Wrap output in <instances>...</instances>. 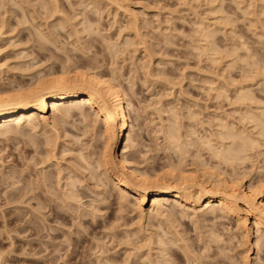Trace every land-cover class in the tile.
<instances>
[{
  "label": "rangeland",
  "instance_id": "obj_1",
  "mask_svg": "<svg viewBox=\"0 0 264 264\" xmlns=\"http://www.w3.org/2000/svg\"><path fill=\"white\" fill-rule=\"evenodd\" d=\"M2 1H4V0H2ZM5 1H6L7 5L5 4L6 6L5 7L3 6L2 8L0 7V10H1L0 13L2 12L1 14H3V10L6 9L7 12L5 10L4 11L7 13V14H5V16L8 18L7 19L8 20L7 21L8 26H7V31L4 35V37L2 39H0V47L5 48V49H3L4 52L0 57V62L6 61V59H7V63L4 64L5 65L4 71L2 73H0V78H2L0 80V85H3V83H4V85H6V84H9L11 82H13V84H11V85H15V84H17V82H19L20 84L21 83L23 84V83H26V81L31 80L32 78L34 79L36 76L38 77L40 70L42 72V73H40V76H41V74L46 73L49 70L54 71L56 73H60V70L63 67H68L67 68V69H69L68 71L72 70V72H74L76 70L87 72L91 68L90 71L91 70L95 71L97 69L96 71L100 72V74L105 76V77H110L111 75L113 77L115 75L114 77H116V76L118 77V78L116 77L115 80L117 79L118 82L122 83L121 86H123L125 88L124 90H126L125 92L128 94V96H126V98L128 97L132 102L131 106H129L130 108L128 107L129 108L128 111L130 114V121H131L130 125H132L131 126L132 127V136H133L132 137L133 138L132 143L138 145V149L140 148L139 152L141 151V153L137 152V156H133V155H136V153L133 152L132 149L130 148L129 150H127L126 154L128 153V155L130 156L129 159L133 158L132 161L135 162V163H133V164H135V166L137 165V167L139 166V168L145 169L146 171L150 172L149 173L150 175H152L151 173L153 171L158 172V171L165 170V168H166V170H168V172L169 171L171 172V170L173 171V173H177V172L180 173L179 171H181V172L184 171V172H186V174L189 173V174L193 175L196 173L195 172L196 170L198 171L202 167L204 168V166H201V162L203 164V161L200 160L204 157L205 158V159L203 158L204 163L205 162L207 163L208 160H209L210 164L212 163V165H209V163L206 164L205 168H207V165L214 167L213 164L215 166L216 165L219 166V164H220V167H218V166L214 167L215 170L217 172L219 170L218 173H220L222 176L226 175L227 172L232 170L231 169L232 167L228 165L231 168H227V170H226V167H224L225 164L222 163V165H223L222 166L221 163H219V161H217V159L215 158L216 161L218 162V164H217L215 159H213L210 156V153H207L208 151L205 153V151L207 149L201 152V149L203 150L206 147L203 148L204 146H200L197 142L195 143V144H198L196 147L194 146L195 144H189V146H187L188 144H186V142H185L183 145L185 147L187 146V149H184V150L190 149V151H191L192 149H195V151L197 150L199 153H201L202 157L199 155V153L197 151H196V155L198 153V156L195 155L194 150L191 152L185 151L186 154L187 153L189 154V155L187 154V158H186V160H188V161H185V159H184V161L179 160V163L181 161V165H180L177 162V159H179V157L181 155L179 156L180 153L177 154L175 152L178 150V147L174 148V146H172V145H171L172 147H169L170 144L167 141V139L165 138V136H163L164 133L162 131L163 128L164 129L166 128V126L169 124V122L171 123L172 116H170V115H172V112H177V114H179L177 116V122L179 123L178 124V128H179L178 132L182 135L183 134L185 135L186 133H188V131L191 128V127L189 128V126H192V128L194 127V131H195L192 136L197 135L196 137H193V138H199V136H201V135L202 136L203 135L209 136L210 134H212V132L214 133L217 130V122H216L217 120L214 117H216V118L217 117H221V118L223 117L224 118L223 120L225 122H230V123L232 122V124L234 123L235 126H233V127L235 129L243 130L245 128L243 130L245 133L249 132L248 134H250L252 136L256 135L254 137L257 138V140H258L257 141V147L256 146L248 147L249 149L252 148L251 150L254 149L252 151V153L254 154V155L252 154L253 158L251 155V151L248 149L247 155L249 158H245L243 160L245 162L242 161V164L243 163H245V164H243L241 166V162H240L241 167H239V164H237L238 165L237 166L234 163L235 166L234 165L233 166L235 169L232 170L234 174L232 172H230L229 174H231V176L228 175V176H225V178L227 177L226 178L227 180L233 179V178H237V179L240 178L242 180V184L244 185L243 187H245L246 185H249V184L251 185L252 182H253V184H252L253 186L257 185L258 182H260V184H262V183L264 184V180H263L264 179V160H263L264 159V151H263L264 150V133L262 136L260 133H258V130H259L258 127L259 126L256 129L255 126L254 127L252 126L254 124L251 121H249L248 119H247L248 121L243 120L245 118H242V115L244 114L245 110L252 111V109H253V111H252L253 113H255V112L260 113L261 110L257 111V108H258V110H259V108L262 110L264 108V80H263L264 78L260 77L261 75L260 76L257 75V73H259V71H260L259 66H262V63L264 64V56L260 58L259 57L260 53L256 54L260 58L259 59V58H256L257 56L255 57V55H254L255 58L254 57L253 58L255 59V62H257L258 60L260 61L261 59L263 61V62L261 61L262 63L259 64V66L256 65L257 69L259 68L258 69L259 71L256 69L255 66H254L255 68H251V70L255 69L254 73H253V71L248 69L249 67L245 68L247 70H250L248 72H249V74L250 73L251 74L249 77H248L249 74L246 75L247 77H243L244 73L242 74V70L239 67V9L237 7H235L234 4H230V0H223V2H222L223 6L222 7L220 6L222 8V10L220 11L218 9V11H216V12L214 11L215 9H213V8H215L217 6V2H215L216 4L212 5L206 0H203V1H206L207 4H209V6L205 2H202V0H200V2H201V3L199 2L200 4L198 3L199 0H196V3L194 1L191 3V5H189L190 7L187 5L185 6V4H183L184 5L183 6L182 3L177 2V0H176V2L174 0H159V2H154V3H152L154 0H141V2H143L144 4L143 3L140 4L141 2H138L139 0H137L138 3H136V0H128V2H126L127 0H119L118 2L116 0L115 3H117V6L115 5V3H112V2L110 3L109 1L106 2V0H103V1H101L102 3L99 2L100 5L96 9L98 12H96L95 8H92V12H93V10H95L94 13H96V14H93L91 12L92 6L90 5L91 6L90 7L89 3H88V2H90V0H83V1H80V0H57L58 10H55L57 8L52 7V6H56L57 4L52 5V6H48V4L46 5V6H48V8H46V7L45 8L48 9V11L50 12L49 14L47 13L48 12L47 10L45 11L43 9V7H39V3H40L39 0H30V1L29 0H26V1L22 0L23 2L24 1L25 2L22 3L21 5H18V6L16 5L15 6L16 8L13 6L14 4L7 2L8 0H5ZM17 1L20 2L21 0H17ZM26 2L28 4L30 2V4L28 5ZM146 2H147V4H146ZM160 2H162V3H160ZM25 3H26V5H24ZM84 3H86V4L88 3L89 7H87V5L85 4L88 9L85 7V5H83ZM177 3L182 5V6H179ZM119 4L121 5L122 8L120 6H119L120 8H118ZM192 5H194V6H192ZM19 6H20V8L22 6H24L23 8L25 10L23 8L22 9L17 8ZM33 6H36V7H34V9H33ZM81 6H83V7H81ZM149 6H151V7H149ZM213 6H215V7H213ZM220 7H217V8H220ZM28 8H30L29 11H28ZM89 8H90V10H89ZM125 8L128 9L129 11H131V10L136 11L137 14L139 12L138 17H139V20L141 21V25L143 23V26H142L139 33H141L143 36L139 33H136L137 36L135 37V32L132 31L131 26L127 22L129 19L128 18L129 13H127L128 10H126ZM60 9L62 10V12L60 11ZM83 9L89 10L87 12L88 14L85 11H83ZM54 10H55V12L57 11V13H55ZM33 11H35L36 13H34ZM59 11H60V13H59ZM74 11H76V12H74ZM82 11L84 12L83 14L86 15V17L84 15H82V17H81L80 14L82 13ZM52 12H53V14H52ZM89 12L92 14H90ZM75 13L78 14V16L81 18H78ZM32 14H33V16H32ZM72 14H73V17H72L73 19L71 20ZM74 14H75V16H74ZM22 15H25V17H22ZM53 15H54V17H53ZM61 15L66 16V17L63 18V16L61 17ZM67 15H69L70 17ZM114 15H115V17H114ZM83 16L89 20V22L87 20V22L91 25V28H89V29H91V30L93 29L92 31L91 30L89 31L90 33L92 32L91 33L92 35L90 34V36H88L89 34L86 33L88 31L84 30L86 32H82L83 28H82V26H80V24L84 25V23L86 21V19ZM216 16L217 17H219V16L227 17L228 22L226 23L225 21H223L225 26L221 22L222 20L220 18H216ZM49 17L50 18L52 17V18L50 19ZM20 18L21 19L26 18L27 20L23 21ZM61 19L62 20L64 19L63 23H61L62 22ZM219 20H221V21H219ZM56 21H59V22H56ZM72 21H73V23H72ZM90 21L94 22L95 26H92ZM200 21H203L204 23L206 22L208 25H210V27H211V28L209 27L210 29H212V28L216 29V31L214 32L212 37L209 38L210 42H211V43L209 42L210 45L208 44L209 46H212L215 49V50H213L215 52L210 51L211 53L210 52L205 53V51H202L200 48H199V50L197 49L199 45L205 43L204 40H201L202 37L200 35H199V37L197 36L199 34V32L196 30V27L198 25L196 23H199ZM57 23H61L62 25L61 24L59 25ZM219 23H222V24H219ZM57 25L59 27H57ZM70 25H72V26H70ZM73 25H75V26H73ZM194 25H196V26H194ZM221 25H223V26H221ZM60 26H64V27L60 28ZM49 27H51V28H49ZM53 27H54V29H53ZM76 28H77V30H76ZM74 29L76 30V34H77V32H81L79 34V37L77 36V38H79V40L77 38H75L76 35L74 33V31H75ZM118 29L119 30L121 29L119 31V33H118ZM38 36H39V38H38ZM41 37H43V38L51 37V38L43 40V38H41ZM52 37H53L54 42H52L53 40H51ZM82 37L85 39L86 42L87 41H89V42L86 43V42L82 41V40H84ZM129 37L131 39V42H132L131 44L133 46H130L131 44L125 43L126 39L130 40ZM138 37H140V38H138ZM80 38H82V39H80ZM39 39H41V40H39ZM75 39L79 43H81V45H79V43L76 44V42L74 44L72 42V40L74 41ZM249 39H251V38H249ZM45 40H48V41L46 42ZM55 40H56V42H55ZM122 40H123V42H122ZM251 40H249V41L253 42V44H254L255 42L253 40L252 41ZM83 42L85 43V45L86 44L87 45L84 46ZM71 44H73V45H71ZM113 44L114 45L117 44L115 46L114 50H113V47H114ZM123 44H126V46L128 48L125 46V48H126L125 49L124 46H122ZM145 44L147 46H145ZM70 45H71V47H70ZM82 45L84 48L85 47L86 48L84 49L83 47H81ZM89 45H92V46L88 47ZM106 45H108V46L110 45L109 47H111V48L107 47ZM151 46L153 49L151 48ZM145 47H147L146 48L147 50L145 49ZM58 48H60V50ZM81 48H83L85 51H82L83 49H81ZM107 48H109V49H107ZM117 48H118V51H116ZM61 49H62V51H61ZM119 49L121 51H119ZM63 50L66 52L64 53ZM149 50L150 51L152 50V52H150ZM112 51H113V53H112ZM147 51L150 53V57H149V55H148L149 53ZM82 54H85V55L83 56ZM210 54L213 55V57H210L211 56ZM21 56H22V58H20ZM260 56H262V55L260 54ZM211 58H212V60H210ZM149 59L151 60L152 63H150ZM256 59H258V60L256 61ZM65 60L68 63H66ZM68 60H70L71 62H69ZM148 60H149V62H148ZM95 61H96V63H95ZM97 61H98V63H97ZM145 61H146V63H145ZM16 64H17V66H16ZM257 64H258V62H257ZM7 65L10 67H8ZM70 66L71 67L74 66V67L71 68ZM143 67L145 69L147 68L148 70H150L151 73L155 72V75L157 77H159V76L163 77L165 79V81H162V80H164L163 78H162V80L156 78L154 74L152 75L154 77H152V76L148 77V74L146 72H144L145 69ZM151 68L153 69L152 71H151ZM261 68H263L260 71L262 73V70L264 71V65ZM147 69H146V71H147ZM27 70H29V73ZM239 73H240V75H239ZM254 74H256V75H254ZM254 76L256 77V79L250 81L249 78L250 77L254 78ZM146 77H148L149 80L146 79ZM151 77L156 79V80H154L155 82L152 81ZM246 78H248V79H246ZM240 79H242V80H240ZM126 80H128V82ZM161 82L163 83V85H160ZM247 84L250 87L247 86ZM240 85L241 86H247L249 91L252 92V93H250V95L252 97L251 99L243 100V102L236 99V95H237L236 91ZM257 86H259V87H257ZM128 88H129V90H128ZM218 91H222V93H225V94L217 95L219 93ZM236 101H238V102H236ZM262 104H263V107H262ZM245 105H246V107H245ZM258 105H259V107H258ZM191 110H193V111H191ZM186 111L187 112L190 111V112H194V113L198 112L197 113L198 115L195 114V116L193 117L195 119H191V118L188 119L190 112L187 113ZM186 113H187V117L185 116ZM169 117H171V118H169ZM263 117H264L263 115L260 117L261 120H263L262 119ZM166 120H167V122H166ZM77 122L78 121L72 120V121L58 127V128H60V130L64 129V130H62L63 132L60 131V132H62V134L60 137L61 139H59V142H58L59 146H60L59 147L60 149L58 150L59 152L57 154L58 156L56 158V160L57 159L58 160L56 161L53 158L50 159L51 163H49L48 166H47L48 163L47 164L45 163L46 165H43V167H42V165L40 166L39 161L41 160V156L38 153L36 154V152L34 151L35 147L31 143H29V141H28L29 137L27 136L28 134H30L29 132H27L28 134L23 135V137L21 136V134L20 135L16 134V135H9L11 137H8V138L2 137L0 139V264H152V263L158 264L159 263L158 260H160L159 257H161V256H159V254H157L155 252L156 250H154L157 248V245H156V247H155V245H152V246L150 245L151 249H149V250H153V251L147 250L149 247L148 248L144 247V249H141V247H143V246H140V245H144L143 242L147 237L146 235L153 234L154 231H155V233L153 234L154 236L161 234V233L163 234L164 233L163 230L167 227V226L165 227V225H166V223L168 224V222H166V220L165 221L162 219L160 220L161 225L159 226V229H161L162 227L164 228V229H161L162 231L160 232L157 228L158 227L157 225L160 223L159 219L158 220L154 219V218H150V220L149 219H146V220L143 219V220H141L143 224L140 222L138 224V221H139L137 219L138 214H136V213H138L137 212L138 209H137V206L132 205L133 200L129 201V202H131V205H130V203L129 204L125 203L126 207L124 205L122 207L123 209L119 208L117 206V202H116L117 199L116 198L114 199L113 197L107 198L103 202L101 201L100 203L97 201L99 204L97 202L93 201V199H95V198L99 199L100 196H102L104 192H105L104 193L105 196H106V194L108 196L109 192L113 193V195L115 197L117 196V194L115 193L114 190L112 191L113 188L110 184H107V186L104 189L101 187L102 186L101 184L100 185L97 184V185H99V189H101L103 191V193L101 195L98 192V187L97 188L95 187L96 186L95 183H97V181L94 178L89 179L90 176L87 177L88 171L90 172V170L93 168L94 164H95L94 166H96V163L92 162V160H99L101 158V152H102L101 148H102L103 144H102L100 139H98V138L95 139L90 133L85 132L84 128H82L83 124L78 123V125H76ZM250 122L252 124H250ZM161 123H163V124H161ZM179 125H181L182 127ZM238 127H239V129H238ZM251 127H253V130H251L252 129ZM160 128L162 130H160ZM37 129H39V127ZM81 129H83V130H81ZM28 131H30L31 133L33 132L31 130H28ZM34 131H35V133H37V134H34L35 136H37L38 138L41 137L40 139H43V135H41L39 137V133H40L39 130H34ZM40 131H42V130H40ZM54 132L55 131L52 129V131L49 133L52 136L53 134L56 133V132L55 133ZM63 134H64V136H63ZM257 135H258V137H257ZM211 136H213V137H211ZM72 137H75L74 138L75 140ZM76 137L81 138V140L77 139ZM209 137L211 139H213L212 142L215 143L217 141V140H215V136L213 134L210 135ZM76 139H77V141H76ZM186 139H187V137H186ZM188 139H189V136H188ZM91 140H93V141H91ZM184 146L181 147V149L185 148ZM63 149H65L64 150L65 153L61 152ZM257 149L259 150V152L257 151ZM67 150H68V153H67ZM70 150L73 152L71 153ZM78 150H80L79 154L76 153V152H78ZM172 150H174V152L179 157H177V155L174 154V152H172ZM112 151L115 152V149H112ZM177 152H180V151L178 150ZM260 152L261 153L263 152V154L261 155ZM61 153H63V154H61ZM91 153H92V155H91ZM191 153H194V155L196 156L195 160L201 161L200 163H198L199 161L198 162L196 161V163H198V165H200L199 168H198V165L196 167L195 160L193 159V155ZM204 153L209 154V155H202ZM80 154H82V156H84L83 159L79 158L80 156H78V155H80ZM184 154L182 152V155H184ZM140 155H141V157H140ZM74 156H76V157H74ZM90 156H92L93 159ZM184 156H182V160H183V158L186 157V156L185 157ZM189 156H191L190 157L191 159L188 158ZM29 157H30V159H29ZM39 157H40V160H38ZM197 157H201V158L199 159ZM31 158H33V159L31 160ZM75 158L76 159L79 158L78 160L81 162V164H80V162H77L78 160H76ZM84 158H86L89 162L91 160V162L94 163V164L91 163L92 168L89 165V167L91 169L86 164V160ZM250 158H252V159H250ZM180 159H181V157H180ZM81 160H85L86 165L84 163H82ZM213 160L215 162H212ZM248 160H251V161L249 162ZM37 161H38V163H37ZM71 162H73L74 164L77 162L79 165L83 164V166L86 169H87V167L89 169L88 171H86L87 175L84 172H82L84 167H82L83 169L81 168L82 170L80 169L81 173L85 174L84 176H82L83 179H85V181L83 180L84 184H82V185L85 187H83L82 185H81L82 186L81 187L80 184H79V186L81 187L80 189L82 190V192H85L88 189V192L87 193L85 192V193H86V196L88 195L89 199L85 196V198H82V200H81L82 203H84V207L87 205V203H90V202H92L93 204L94 203L98 204V205L95 204L98 207L100 206L98 208L100 210L99 211L100 214L98 213V210L97 211L95 210L97 212V214L95 213L97 217L94 216V218L92 217L93 219L91 218L92 214L91 215L89 214L88 216L86 215L87 217L84 216V218H83V216H82V219L78 220L77 219V218H79V217H77L78 215L76 213H73V211H71V213L70 212L69 213L68 212L62 213L57 208H55V210L60 211L59 213L62 215L55 217L54 215L49 214L50 212H48L47 209H45V210L42 209L43 210L42 211L39 207H37L38 206L37 205L38 198H33V195H34L33 193H35V194H38V196H41L42 198L43 197L45 198L47 196L46 198L47 199L49 198V201L53 202L54 204H57V201H55L56 199L54 198L56 196L54 193L57 190V187L55 185V181H51L53 184L50 185L53 188L56 187L55 189L52 188L53 189L52 190L49 188V190H48L46 188V190L50 191V193L49 192H47V193H49V194L52 193L54 195L53 196L51 194L52 197L50 195L46 194V190H44L45 187L43 188V186H42L43 192H42V189L39 190L37 184L40 183L39 180L42 181V178L44 179V177H46L49 174V172L53 173L56 176V173H57L59 168L62 171H64V173H62V174H65V175L70 173L68 171H69V169H71L70 168L71 166H72V169L70 171L73 170V166H74V168H78L77 163H76L77 165L76 164L74 165V164H71ZM148 162H149V164H148ZM188 162H190V164ZM182 163L185 165H182ZM186 163H188V164H186ZM192 163H193V165H191ZM68 164H70V166ZM186 165H187V168H186ZM67 166L69 167V169L67 168ZM177 166H178L179 171L177 169ZM192 166H194V168H192ZM236 166L239 168H237ZM245 166H246V169H244ZM179 167H181V169ZM183 167H185V169L187 171L185 169H183ZM222 167H223V169L225 168L224 170L226 172L224 170H222ZM66 168L68 170L67 172H65ZM174 168H176V171H174L175 170ZM241 168H242V171L244 169V172L241 171ZM43 169H45V170L43 171ZM209 169L213 170V168H209ZM238 169L242 173L247 172V173H245L247 175L245 176L244 174H242V175H244V176H242L241 172H239ZM220 170H221V172H224L225 174L224 173L222 174L220 172ZM256 170H258V171H256ZM46 172H47V174H46ZM97 172H100V168H99V170H97ZM162 172H164V171H162ZM236 172H239L238 176H236V174H237ZM42 173L45 174L46 176L44 175V177H41V176H43ZM54 175H52L53 177L51 178V180L52 179L56 180ZM233 175H235L236 177L235 176L233 177ZM240 175H241V177H240ZM229 177H231V178H229ZM242 177H246V178H242ZM36 180H37V182H36ZM92 180H94V184L92 183L93 182ZM257 180H259V181H257ZM26 182L30 183L31 185L26 183ZM88 182L90 183L89 185H88ZM36 185H37V187H35ZM92 185H93V187H92ZM34 187L36 188V190ZM94 187L96 188V190L94 189ZM30 188H31V190H30ZM33 188H34V191H32ZM82 188L83 189L85 188V190H83ZM106 188L109 189L110 191L107 190ZM25 189H26L27 193L24 192ZM92 189L95 192L91 194V192H93ZM29 190H30V193H29ZM44 191H45V193H44ZM53 191H54V193H53ZM107 191H109V192L106 193ZM20 193L22 194L23 197L21 196ZM24 193H25V195H24ZM85 193H83V195H85ZM96 193H98V194H96ZM27 195L29 196V198L31 196V198L29 200H27L28 199ZM91 195L94 196V198H92ZM95 195H97V197H95ZM18 196H20L21 198L15 199V197H18ZM24 197H25V200H24ZM130 197L131 196H129V198ZM20 199L24 200V202L22 201V203H21ZM131 199L132 198H130V200ZM85 202H86V205H85ZM149 205H150V203L146 204L145 207L147 208V207H149ZM30 207L32 209L35 207V210L37 208L38 215H37V211H31ZM134 208H136V209H134ZM87 209H89V208H87ZM39 210H40V212H39ZM95 211H93V213ZM34 212H36V213H34ZM189 212L190 213L192 212L191 214H193L192 210ZM196 212L200 213V209L197 210ZM39 214H41L40 215L41 217L39 216ZM71 214L72 215L75 214V217H73L74 215L72 216ZM118 217H120V218H118ZM185 219H186L185 225H183L184 223H179V221H178V224H176L177 221H175V224L174 223L173 224L176 227L178 225V228H176V229L180 228L179 229L180 232L183 231L184 228L186 230L188 227V229H187L188 232H186L187 234L184 233V231L182 234H186L184 236V238H185L186 242L188 244H190L189 241H191L193 238L197 237V235L194 234L196 232L193 231L194 224L192 222H194V221L196 222V220L199 218L197 217V219H196L195 216L193 217L191 215L188 219L187 218H185ZM249 219L247 220V223L251 224L252 219L250 216H249ZM86 220H87V222H85ZM191 220H192V222H191ZM199 220L201 222V220H203V219L201 218ZM199 220H197V221H199ZM82 221H84V223ZM185 221H180V222H185ZM226 221H227V223H226ZM232 221L235 222L232 219H229V220L227 219L224 222H225V224H228L229 226H234V223ZM80 222L83 223L81 225V227H79ZM163 222H165V223H163ZM200 222H198L197 225L201 226L202 230H203L207 225L205 226L202 224L203 225L202 226L200 224L203 221L201 223ZM179 224H181V225H179ZM205 224H207V222ZM138 225L141 228H138L137 227ZM182 225L183 226L187 225V227H183V229H181ZM47 226L50 228H48ZM191 226L193 229L191 228ZM142 228L148 234L146 232H144L142 230ZM69 229H71V230H69ZM137 229H138V231H137ZM132 230L133 231L136 230V234L138 236V237L137 236L136 237L140 238L141 240L135 239V240H137V241H135L133 239V238H135L134 236L136 234H134V236H133L130 233ZM156 230L159 231L158 234H157ZM166 230H167V228H166ZM124 231H126L129 235H127V233ZM133 231H132V233H133ZM190 232L192 234H190ZM257 232H254L255 234H253L254 237L252 236V239H254L258 236L259 232L258 233ZM256 233H257V235H256ZM112 234L114 235L113 238H112ZM140 234H144V236H145V237H143V239L145 238L144 240L142 239L143 235H140ZM125 235H127V236L124 238L123 236H125ZM187 235L189 236V241L187 240L188 239ZM191 235H193L195 237L192 238ZM130 236H132V238ZM122 238H124L125 241ZM163 238L165 240L166 237L163 236ZM197 238L194 239L193 243L191 241V243L192 244L195 243L196 245H199V247H200L201 242L199 239L196 240ZM69 239H71V240H69ZM128 239H132L133 242L131 240L129 241L131 245L128 243ZM110 240H112V241H110ZM126 240H127V242H126ZM196 242L197 243L199 242L200 244L199 243L197 244ZM127 243L129 245H127ZM145 244H147L146 240H145ZM195 244H194V246H192L193 248L196 247ZM101 245L104 248L108 249L107 251H105L106 250L105 249L104 250L105 254L103 252L102 255H100L101 254L100 248L101 249L103 248ZM172 245L173 244L168 245V248L170 249V247H171V249H172ZM144 246H147V245H144ZM173 247H176V245L175 246L173 245ZM136 248H140V251L137 252L138 249L135 250ZM177 249L178 248L176 247L175 250H177ZM177 251H179V249ZM235 251L233 250L232 253L230 251V255L233 253L235 254ZM251 253L252 254H250V257H255L254 256L255 250H252ZM149 254H150V256H149ZM167 254L166 255L168 257L169 253H167ZM98 255H100V256H98ZM156 255L159 257H157ZM174 255L175 254L171 255L172 256L171 262H174L176 260L177 261V262L175 261L176 264L177 263L181 264L183 261H185L183 263L187 264L186 259L182 258L183 256H181V258H180L177 255L176 256H174ZM202 255H204V253ZM96 256H98L99 260H97ZM129 256H131V257H129ZM99 257H101L102 259ZM103 257H105V259L106 258H108V259H106V261H104L105 259H103ZM154 258H155V260H154ZM168 258H171V257H168ZM180 259H181V261L183 259L184 260L182 262H180ZM208 259L209 258H206V259L201 258V261H205ZM154 261H156V262H154ZM128 262H130V263H128ZM175 262H174V264H175Z\"/></svg>",
  "mask_w": 264,
  "mask_h": 264
},
{
  "label": "bare ground",
  "instance_id": "obj_2",
  "mask_svg": "<svg viewBox=\"0 0 264 264\" xmlns=\"http://www.w3.org/2000/svg\"><path fill=\"white\" fill-rule=\"evenodd\" d=\"M21 1L18 2L17 0H8L7 2L14 4L13 6L15 7L16 5L17 6L21 5L26 0L24 2L23 1L21 2ZM41 1L39 0L40 3L38 2L39 3V7H43V9L45 11L46 10L48 11V9H46V8H48V6H52V5H56L57 4V0H41ZM80 1H83V0H80ZM101 1H103V0H90V2L87 1L89 3V6L90 5L92 6V7L90 6L91 7V12H92V8H95V10L98 8V6L100 5L99 2H101ZM108 1L110 3L111 2L112 3L116 2V0H106V2H108ZM118 1L119 0H117V2ZM174 1L176 2V0H174ZM194 1L196 3V0H177V2L182 3V5L185 4V6L186 5L187 6L191 5V3L194 2ZM206 1H208L212 5L216 4L215 2H217V6L216 7L213 6L215 8L212 7L213 9H215L214 10L215 12L218 11V9L220 11L222 10L221 7L223 6V4H222L223 0H206ZM206 1L202 0V2H205L207 4ZM126 2H128V0ZM138 2H141V0H139ZM138 2L136 0V3H138ZM154 2H159V0H154L152 3H154ZM199 2H200V0L198 1V3ZM26 3L24 5H26ZM88 3L87 4L84 3L83 5L86 4L87 7H89ZM142 3L143 2H141L140 4H142ZM160 3H162V2H160ZM5 4L7 5L5 0L4 1L0 0V7L1 8L3 6L5 7L6 6ZM29 4H30V2H29ZM47 4H48V6H46ZM146 4H147V2H146ZM230 4H234L235 7H237L239 9V67L242 70V74L244 73L243 77H247L246 75L249 74L248 71H250L251 68H255L256 67V69H257L256 65L259 66V64H261L263 62L262 59L260 61L258 59H256V61L258 60L257 61L258 64H257V62H255L254 58L256 56H257L256 58H259V57L261 58V57L264 56V0H230ZM86 5H85V7H86ZM115 5L117 6V3H115ZM178 5L182 6L180 4H178ZM194 5H192V6H194ZM207 5L209 6V4H207ZM119 6L121 7L120 4L118 5V8H120ZM23 7L24 6H22L20 8V6H19L17 8L22 9ZM34 7H36V6H33V9H34ZM52 7L57 8L58 4L56 6H52ZM81 7H83V6H81ZM149 7H151V6H149ZM217 7H220V8H217ZM29 9L30 8H28V11H29ZM4 10L6 11V9H4ZM4 10H3V14H1L2 12L0 13V39H2L4 37V35H5L6 31H7V26H8L7 25L8 24L7 23V21H8L7 19L8 18L5 16V14H7L6 13L7 11L5 12ZM55 10H58V8L55 9ZM55 10H54V12H55ZM86 10L83 9V11H85L87 13L90 10V8H89V10H87V11ZM95 10H93V12H92L93 14H96V13H94ZM126 10H128V9H126ZM60 11L62 12L61 9H60ZM60 11H59V13H60ZM83 11L80 14L81 17H82V15H84ZM128 11H127V13H129L128 14V18L129 19H128L127 22L131 26L132 31L135 32V37H136L137 36L136 33L140 32V30H141V28L143 26V23L141 25V21L139 20V17H138L139 12L137 14L136 11H133V10H131L129 12ZM33 12L36 13L35 11H33ZM74 12H76V11H74ZM96 12H98V11L96 10ZM47 13L49 14L50 12L48 11ZM55 13H57V11ZM92 13H90V14H92ZM52 14H53V12H52ZM75 14H74V16H75ZM76 15H77L78 18H81V17L78 16V14H76ZM32 16H33V14H32ZM62 16L63 15H61V17ZM67 16H69V15H67ZM84 16L86 17V15H84ZM22 17H25V15H22ZM53 17H54V15H53ZM64 17H66V16H63V18ZM72 17H73V14L71 16V20L73 19ZM114 17H115V15H114ZM26 18H23V19L20 18V19L23 20V21H26L27 20ZM216 18H220L222 21L221 20H219V21H221L223 23V25H224L223 21H225L226 23L228 22L227 17H222V16L217 17L216 16ZM63 20L61 19L62 22L60 20L59 21L61 23H63ZM87 20L88 19H86L85 23L87 22ZM59 21H56V22H59ZM73 21H72V23H73ZM88 22H89V20H88ZM88 22L86 24L84 23V25L80 24V26H82V28H83V30L81 29L82 32L88 31L86 33H88L89 34L88 36H90V34L92 32L91 33L89 32L91 30V29H89V28H91V25ZM90 22H91L92 26H95L94 22H92V21H90ZM61 23H57V24L60 25ZM205 23L203 21H200L199 23H196V24H198L197 27H196V30L199 32V34L198 35L196 34V35L198 37L200 35L202 37L201 40L205 41V43L199 45L198 48L197 47L196 48L198 50L200 48L202 51H205V53H209L210 51L215 50L212 46H209L210 45L209 44V42H210L209 38L212 37V35L216 31V29H214V28L210 29L211 28L210 25H208L207 23L205 24ZM222 23H219V24H222ZM223 25H221V26H223ZM70 26H72V25H70ZM73 26H75V25H73ZM194 26H196V25H194ZM57 27H59V26L57 25ZM61 27H64V26H60V28ZM49 28H51V27H49ZM53 29H54V27H53ZM76 30H77V28H76ZM76 30L74 31V33L76 35L75 38H77V36L79 37V34L81 33V32H77V34H78L77 35L76 34ZM84 30H86V31H84ZM120 30L118 29V33H119ZM139 34H141V33H139ZM38 38H39V36H38ZM41 38H43V37H41ZM48 38L50 39L51 37H48ZM48 38L47 37L43 38V40L44 39H48ZM82 38H80V39H82ZM138 38H140V37H138ZM249 38H251L256 44L255 43L253 44V42H250L249 40H251V39H249ZM77 39L79 40V38H77ZM129 39H130V37H129ZM39 40H41V39H39ZM51 40H53V37H52ZM45 41L47 42L48 40H45ZM82 41L86 42L85 39L82 40ZM52 42H54V40ZM55 42H56V40H55ZM72 42L74 44H75V42H76V44L79 43L76 39L74 41L72 40ZM88 42L89 41H87L86 43H88ZM122 42H123V40H122ZM125 43L126 44H131L132 43L131 39L130 40L126 39ZM117 44H115V45L113 44L114 45L113 50L115 49V46ZM126 44H123L122 46H124V48H125ZM71 45H73V44H71ZM71 45H70V47H71ZM79 45H81V43H79ZM86 45L84 43V46H86ZM90 46H92V45H89L88 47H90ZM106 46L109 47L110 45L109 46L106 45ZM130 46H133V45L131 44ZM145 46H147V45L145 44ZM81 47H83V45ZM83 48H81V49H83ZM109 48H111V47H109ZM109 48H107V49H109ZM146 48L147 47H145V49ZM151 48H152V46H151ZM3 49H5V48H1L0 47V57L3 54V52H4ZM58 49L60 50V48H58ZM84 49L82 51H85ZM61 51H62V49H61ZM116 51H118V48L116 49ZM119 51H121V50L119 49ZM65 52L66 51H64V53ZM150 52H152V50ZM213 52H215V51H213ZM112 53H113V51H112ZM259 53L262 56H260ZM256 54H259V57ZM82 55L84 56L85 54H82ZM148 55L150 57V53ZM254 55H255V57H254ZM210 57H213V55H211ZM20 58H22V56ZM149 60H148V62H149ZM210 60H212V58ZM68 61L71 62L70 60H68ZM146 61H145V63H146ZM3 62H0V73H2L4 71V68H5L4 64L7 63V59H6V61H3ZM66 63H68V62L66 61ZM95 63H96V61H95ZM97 63H98V61H97ZM150 63H152L151 60H150ZM263 65L264 64L262 63V66H259L260 69L259 68L258 69L260 71H261V69H263V68H261V67H263ZM16 66H17V64H16ZM8 67H10V66H8ZM72 67H74V66H72ZM67 68L68 67L61 68L60 73H56V72L51 71V70L48 69L49 71L48 72L45 71L46 73L41 74V76H40V73H42V72L40 70L39 75L36 73L38 75V77L35 75L36 77L34 79L32 78L31 80L26 81V83H23V84L21 83L20 84L19 82H17V84L11 85V84H13V82L9 83L10 81L8 80L9 84L4 85V83H3V85H0V139L2 137L3 138H5V137L8 138V137H11L9 135H16V134H19V135L21 134V136L23 137V135H26V134H28L27 132H29L30 134L27 135L29 137L28 141H29V143H31L35 147L34 151L36 152V154L38 153L41 156V160H40V157H39V159L37 158L38 160H40L39 161L40 162V166L42 165V167H43V165H46L47 163H48L47 164V166H48L49 163H51L50 159H52V158L56 160V158L58 156L57 154L59 152L58 150L60 149L59 148L60 146H59L58 142H59V139H61L60 137H61V134L63 132L62 130H64V129L60 130V128H58V127L62 126L63 124H66V123H68V122H70L72 120L78 121L76 123V125H78V123L79 124H83L82 128H84V131L87 132V133H90L95 139L96 138L100 139L102 144H103V146L101 148L102 149L101 158L99 160H92V162L96 163V166H94L95 164L92 163L91 160L89 162L86 158H84L86 160V164L88 165V167L90 165V167L92 168L91 163L94 164L93 168H92L93 170L89 167L91 169L90 172L88 171L89 170L88 167L86 169L83 166V164L79 165L77 163V162H80L78 160L79 158L83 159V157H84V156H82V154H80V155H78V156H80L78 159L75 158L76 160H78L76 162L78 165L75 163L78 168H74V166H73V170L70 171L72 169V166L70 167L71 169H69V167L67 166L69 171L67 170V168L65 169L66 170L65 172H67V171L70 172L69 174H66V175L62 174V173H64V171H62L60 168L58 169V171L56 173V176L53 173H50V172H49V174L47 176L42 173L43 176H41V177H44V175L46 177H44V179L42 178V181L39 180L40 183L37 184L38 188H39V190L42 189V192H43V188L44 187H45L44 190H46V188L48 190H49V188L52 189L53 187H51L50 185H52L53 183L51 181H55V185L57 187V190H56L55 193L53 191V193L56 195L54 198L56 199L55 201H57V204H54L53 202L49 201V198L48 199L46 198L47 196L45 198L44 197L42 198L41 196H38V194L33 193L34 194L33 198H38V202H37L38 206L37 207H39L41 210L42 209H44V210L47 209V211L50 212L49 214H52L55 217L62 215V214L59 213L60 211L62 213H67V212L71 213V211H73V213H76L78 215V216L77 215L76 216L79 217V218H77L79 220V219H82V216L84 218V216L87 217L89 214L90 215L92 214L91 218L92 217L94 218V216H96V214H97L96 211L98 210V213L100 211L98 209L100 206L98 207L96 205H98L101 201L103 202L107 198H110V197H113L114 199L116 198L117 199L116 200L117 206L119 208H122L125 205V203H128V204L130 203V205H131V202H129V201L133 200L132 201L133 202L132 205L133 206H137V209H138V211L136 210L138 212V213H136V214H138L137 215L138 216L137 219L139 220L138 224H139V222L142 223L141 220H143V219H145V220L146 219L150 220V218H154V219H157V220L159 219L160 223L157 225L158 226L157 228L161 232L162 231L161 229H164V228L161 226L162 228L160 227L161 229H159V226L161 225V221L160 220L162 219V220H164V221L166 220V222H168V224L166 223V225H165V227L167 226L166 227L167 230L165 228L163 230L164 233L163 234L161 233L162 235L158 234L159 231H157V230L156 231H157L158 235H155V236L153 235L155 233V231H154L153 234H148L142 228V230L148 234V235H146L147 236L146 239L144 238L146 240L147 244H145V240L143 239V237H145L144 234H140V235H143L142 239L144 240V242H143L144 245H147V246L140 245V246H143V247H141V249H144V247H147V248L149 247L148 249L146 248L147 250H149V249H151L150 245L151 246L155 245V247L157 245V248L154 249V250H156L155 252L157 254H159V256H161V257H159V256L156 255L157 257L160 258V260H158V262L160 264H174V262L176 261L175 259H174L175 260L174 262H171V259H172L171 255H173V254H175L174 256L177 255L180 258H181V256H183L182 258L186 259L187 264H193V263L194 264H258V263L259 264H264V184L262 183L263 181L261 182L262 184H260V182H258L257 185H254V186L252 185L253 182L251 181L252 182L251 185L249 184L250 183L249 182L248 183L249 185H246L245 187H243L244 185L242 184V180L240 178H238V179L237 178H233L235 175H233V177H232L233 179H229L230 181L226 179L227 177L225 178V176H228V175L231 176V174H229V173L230 172L233 173L232 170L235 169L234 168L235 165L239 164V167H241L243 164H245V163L242 164V161L245 158H249L248 155H247V150L249 149L248 147H252V146H256L257 147V141L258 140H257V138L254 137L256 135L252 136V135L248 134L249 132L245 133L243 131L245 128L243 130L235 129L233 127V126H235V124L234 123L232 124V122L231 123L230 122H225L223 120L224 119L223 117L222 118L221 117H217V118L214 117L217 120L216 121L217 122V130L215 129L216 131L214 133L212 132V134L215 136V140H217L215 143L212 142L213 139H211L209 137L212 134H210L209 136L208 135L207 136H204V135L202 136L201 135V136H199V138H193V137H196L197 135L196 136H192L193 133L195 132L194 131V127L192 128V126H189V128L190 127L191 128L188 131V133H186L185 135L183 134L185 136L184 137L182 134H180L178 132L179 131L178 130L179 129L178 128V124L179 123L177 122V116L179 114H177V112H172V115H170V116H172L171 123L169 122V124L167 126L165 125L166 126L165 129L163 128L164 127L163 126L162 127L163 130L161 128H160V130L163 131V133H164L163 136H165V138L169 142V144H170L169 147H172V146H174V148L178 147V150L180 152H177L178 150L175 151V152L177 154L180 153L179 156L181 155L180 156L181 159L174 152V150H172V152H174V154H176L177 157H179V159H177L178 163H179V160L184 161V159H185V161H188V160H186L188 153L186 154L185 151L186 152L187 151L191 152L193 150L195 151V149H192L191 151H190V149H188V150H184V149H187V146H189V144H195L197 142L200 146H204L203 148L206 147L203 150L201 149V152L207 149L205 151V153L208 151L207 153H210V156L213 159L216 158L217 161H219V163H221V165H222V163L225 164L224 167H226V170H227V168H231V167H232L231 168L232 170L227 172L226 175L222 176L220 173H218L219 170L217 172L215 170V168H214V167H216L218 165L215 166L213 164L214 167L209 166V165H212V163L210 164L208 159H207L208 162L204 163V160H203L204 157L202 159H200L202 157L201 153H199L196 150L199 153V155L201 156V157H197V158L202 160L204 165L202 164V162L200 160H198L199 162L197 160H195V157L198 156V153L196 155V151H195V155L196 156L194 155V153H191L193 155V159L195 160V163H196V161L198 163L201 162V166H204V168L202 167L198 171L196 170L195 174L192 175V174H189V173L186 174V172H184V171L181 172V171H179L178 166H177V169H178V171L180 173H178V172L177 173H173L172 170H171V172L170 171L168 172V170H166V168H165L166 171L161 169L164 172H162V171H158V172L153 171L151 173L152 175H150L149 174L150 172L146 171L145 169L139 168V166L137 167V165L135 166V164H133L135 162L132 161L133 158L132 159L130 158L131 159L130 160L129 159L130 156L128 155V153L126 154L127 150H129L131 148L132 151L136 153V155H133V156H137V152H139L140 148L138 149V145L132 143V141H133V138H132L133 137L132 136V127H131L132 125H130L131 121H130V114H129V111H128L129 108H130L129 106H131L132 102H131V100L128 97H127L128 99L126 98V96H128V94L125 92L126 91V90H124L125 88L123 86H121L122 83L118 82L117 79L115 80V78L117 76L114 77L115 75L113 74L114 75L113 77H112V75L110 77H105V76L101 75L100 72H97L96 71L97 69L95 71H93V70L90 71L91 68L89 70L87 69L88 70L87 72L86 71L85 72L77 71L76 69H75L76 71L72 72V70L68 71L69 69H67ZM245 68H248L250 70H247ZM146 69H145L144 72H146L148 74V77L152 76L153 74L155 75V72L151 73L150 70L147 69V71H146ZM152 70L153 69L151 68V71ZM254 70H251V71H253V73H254L255 72ZM27 71L29 73V70H27ZM260 71H259V73H257V75L258 76L261 75L260 77L264 78V73H263L264 71L262 70V73ZM240 73H239V75H240ZM250 74L248 75V77L250 76ZM254 75H256V74H254ZM148 77H146V79H148ZM152 77H154V76H152ZM155 77L158 78V79H161V80L163 78L161 76H159L160 77L159 78L156 75H155ZM1 79L2 78H0V80ZM246 79H248V78H246ZM249 79H250V81L251 80H255L256 77L255 76H254V78L250 77ZM154 80H156V79L152 78V81H154ZM240 80H242V79H240ZM126 81L128 82V80H126ZM162 81H165V79L162 80ZM160 85H163V83L161 82ZM247 86H249V85L247 84ZM247 86H241V85L239 86V88L236 91V94H237L236 95V99L237 100H240V101L243 102V100H249V99L252 98L251 95H250V93H252V92L249 91ZM257 87H259V86H257ZM128 90H129V88H128ZM218 92L219 93L217 95L225 94V93H222V91H218ZM236 102H238V101H236ZM245 107H246V105H245ZM258 107H259V105H258ZM262 107H263V104H262ZM263 110H264V108H263ZM263 110L260 109V108L258 110V108H257V111H260V113H258V112L257 113L256 112L253 113L252 112L253 109H252V111L245 110L244 114L242 115V118H245L243 120H247L248 119L249 121H251L254 124L252 126L253 127L255 126L256 129L259 126L258 127L259 128L258 133H260L262 136H263V133H264V121H263L264 117L262 118L263 120H261L260 117L262 115L264 116V111ZM191 111H193V110H191ZM189 112H187V113H189ZM187 113L185 114L186 117H187ZM197 113L190 112V114L188 116V119L189 118L195 119L193 117ZM169 118H171V117H169ZM166 122H167V120H166ZM251 122H250V124H252ZM161 124H163V123H161ZM179 126H181V125H179ZM38 127H39V129H37ZM253 127H251L252 128L251 130H253ZM52 129L56 133L54 132L55 134H53L51 136L49 132H51ZM238 129H239V127H238ZM28 130H31L33 132L31 133ZM34 130H39V132H40L39 133V137L41 135H43V139H40L41 137L38 138L37 136H35L34 134H37V133H35ZM40 130H42V131H40ZM81 130H83V129H81ZM60 131H62V132H60ZM63 136H64V134H63ZM188 136H189V139H188ZM186 137H187V139H186ZM211 137H213V136H211ZM257 137H258V135H257ZM72 138L74 139L75 137H72ZM77 139L81 140V138H77ZM77 139H76V141H77ZM91 141H93V140H91ZM185 142H186V144H188L186 147L183 145ZM198 144H195L194 146L196 147ZM183 146L185 148L181 149V147H183ZM112 149H115V152H113ZM251 149L252 148H250L249 150L251 151V155H252L253 154L252 151L254 149L253 150H251ZM64 150L65 149H63L61 152H64ZM181 151L183 152V154L184 153L186 154V155L184 154L186 157L184 155H182ZM257 151L259 152L258 149H257ZM72 152L73 151H71V153ZM79 152H80V150H78V152H76V153L79 154ZM67 153H68V150H67ZM139 153H141V151ZM205 153L202 154V155H209V154H205ZM61 154H63V153H61ZM262 154H263V152L261 153V155ZM91 155H92V153H91ZM253 155H252V158H253ZM182 156L185 157V158H183V160H182ZM30 157H29V159H30ZM74 157H76V156H74ZM90 157L92 158V156H90ZM140 157H141V155H140ZM190 157L191 156H189L188 158H190ZM252 158H250V159H252ZM32 159L33 158H31V160ZM216 159H215V161H216ZM85 160H81L82 163L85 164ZM181 161L179 163L180 165H181ZM215 161L213 160L212 162H215ZM217 161H216V163L218 164ZM248 161L250 162L251 160H248ZM240 162H241V166H240ZM243 162H245V161H243ZM37 163H38V161H37ZM188 163L190 164V162H188ZM188 163H186V164H188ZM198 163H196V167H197ZM208 163H209V165H207V168H205V165L208 164ZM234 163H235V165H234ZM71 164H74V163L71 162ZM80 164H81V162H80ZM148 164H149V162H148ZM68 165L70 166V164H68ZM182 165H185V164L182 163ZM191 165H193V163ZM228 165L231 166V167H229ZM194 166H192V168H194ZM199 166L200 165H198V168H199ZM82 167H84V169ZM218 167H220V164H219ZM239 167H237V168H239ZM99 168H100V172H97V170H99ZM179 168L181 169V167H179ZM186 168H187V165H186ZM209 168H213V170H211ZM242 168H241V171H242ZM80 169L86 175H87L86 171H88L87 177L90 176L89 179L90 178H92V179L94 178L97 181V183H95L96 186L95 185L94 186L96 188L98 187V192L101 195H102L103 191L101 189H99V185L101 184L102 185L101 187L104 189L107 186V184H110L112 186V188H113L112 191L114 190L115 193L117 194V196L115 197L113 195V193H110L109 192L110 190L106 188L107 190H109V191L106 192V193L109 192L108 196H107V194L105 196V194H104L105 192H104L103 193L104 196L103 195L100 196L99 199L98 198L93 199L94 202L98 201L99 202V203L97 202L98 204H96V203L93 204L92 202H90V203H87V205H86V202H85L86 206L84 207V203H82L81 200H82V198H85L86 193L88 192V189L85 191L86 193L82 192V190L80 189L83 186L82 184H84V181H85V179H83V177H82L85 174H82ZM174 169L173 170L176 171V168H174ZM183 169H185V167H183ZM224 169L222 167V170H224ZM244 169H246V166H245ZM244 169H243L242 172H244ZM44 170L45 169H43V171ZM241 171L239 170V172H241ZM256 171H258V170H256ZM220 172H221V170H220ZM239 172H236L237 173L236 176L239 175L238 174ZM242 172H241V175L242 174H244L245 176L247 175V174H245L247 172H245V173H242ZM221 173L223 174L224 172H221ZM46 174H47V172H46ZM52 175H54L56 180H53V179L51 180V178L53 177ZM241 175H240V177H241ZM244 175H242V176H244ZM229 178H231V177H229ZM242 178H246V177H242ZM92 181H93L92 183L94 184V180H92ZM257 181H259V180H257ZM36 182H37V180H36ZM26 183H28V182H26ZM28 184H30V183H28ZM79 184H80V186L81 185L82 186L80 187ZM89 184L90 183L88 182V185ZM97 184H99V185H97ZM37 185L35 187H37ZM42 186H43V188H42ZM83 187H85V186H83ZM92 187H93V185H92ZM95 187H94V189L96 190ZM31 188H30V190H31ZM34 188L32 189V191H34ZM55 188H53V189H55ZM30 190H29V193H30ZM35 190H36V188H35ZM48 190H46V194L51 196L52 193L49 194L50 191H48ZM83 190H85V188ZM24 192H26V189H25ZM47 192H49V193H47ZM94 192L95 191L93 190V192H91V194L94 193ZM44 193H45V191H44ZM83 193H85V195H83ZM96 194H98V193H96ZM24 195H25V193H24ZM21 196H22V194H21ZM129 196H131L130 197V198H132L131 200H130ZM27 197H28L27 200H29L31 198V196L29 198L28 195H27ZM86 197L88 198V195ZM95 197H97V195H95ZM16 198H21V197L18 196V197H15V199ZM92 198H94V196H92ZM24 200H25V197H24ZM24 200H21V203H22V201L24 202ZM149 203H150L149 207L146 208L145 207L146 204H149ZM125 207H126V205H125ZM55 208H57L60 211L55 210ZM87 208H89L90 210L87 209ZM33 209L31 208L30 210L31 211H37V208H36V210H35V207ZM134 209H136V208H134ZM199 209H200V213H197L196 211L199 210ZM191 210L193 211V214H191L192 212L191 213L189 212ZM93 211H95V212L93 213ZM39 212H40V210H39ZM34 213H36V212H34ZM37 215H38V211H37ZM40 215L41 214H39V216ZM73 215L72 216L75 217V214H73ZM191 215L193 217L195 216L196 219H197V217L199 219H201V218L203 219V220H201V222L203 221L202 223L200 222L199 219H197L199 221H197L195 219L196 222L195 221L192 222V220H191V222L194 224V226H193L194 229L192 228V226H191V228L193 229L194 232H196L194 234H196L198 238L193 236V235H191V236H192V238L193 237L197 238L196 240H198V239L200 240V242H201V246L200 247H199V245H196L195 243L194 244H195L196 247H194V248L192 247V246H194V244H192V243L194 242L195 238L192 239L190 237L192 239L191 240L192 243H191V241H189V236H188L189 234L187 235L188 239L187 238L186 239L189 241L190 244H188L186 242L185 238H184V236L187 234L186 232H188L187 225L183 226L186 223V221H185L186 219L185 218L188 219ZM249 216L252 219L251 224L247 223V220L249 219ZM118 218H120V217H118ZM227 219L228 220L229 219L234 220L235 222L232 221L234 223V226H229L228 224H225L224 221L227 220ZM175 221H177L176 224H178V221H179V223H184L182 225L181 229H183V227H187V229H186L187 231L185 230V228L183 229L184 233H186V234H182L183 231L180 232L179 231L180 228L176 229V228H178V225H177V227L174 225ZM180 221H185V222H180ZM82 222L84 223V221H82ZM85 222H87V220ZM198 222L201 223V224L199 223L200 225H202V224L205 225V226L207 225L204 228L205 230L204 229L202 230V227L197 225ZM204 222L205 223L207 222V224H205ZM83 223L80 222L79 223V225H80L79 227H81V225ZM163 223H165V222H163ZM226 223H227V221H226ZM179 225H181V224H179ZM137 227L141 228L139 225ZM48 228H50V227H48ZM69 230H71V229H69ZM126 231H124V232H126ZM132 231L131 232L129 231V232L134 236V234H136V230L133 231V233H132ZM137 231H138V229H137ZM254 232H257L258 236L256 238L252 239L253 234H255ZM257 233H256V235H257ZM190 234H192V233L190 232ZM127 235H129V234L127 233ZM127 235H125L123 237L125 238ZM136 236H137V234L134 236L135 237V238H133L134 240L135 239H137V240L140 239V238H137L138 236L137 237ZM163 236L166 237L165 240H164ZM113 237H114V235L112 234V238ZM130 237L132 238V236H130ZM124 238H122V239L124 240ZM69 240H71V239H69ZM130 240L132 241V239H128V243L129 244H130V242H129ZM137 240H135V241H137ZM110 241H112V240H110ZM126 242H127V240H126ZM128 243H127V245H129ZM170 244H173L174 246L176 245V247L179 249V251H177L178 249L175 250L176 247H173V245H172V249H171V247L169 249L168 245H170ZM103 248L102 249L100 248V250H101V254L100 255H102L104 250L106 249V248H104V249ZM107 250L108 249H106L105 251H107ZM135 250H137V252H138V251H140V248H136ZM233 250L234 251L236 250L235 254L233 253V254L230 255V251L232 253ZM252 250H255V255H254L255 257H250V254H252L254 252L253 251L251 253ZM149 251H153V250H149ZM167 253H169L168 257H171V258L167 257V255H168ZM203 253H204V255H202ZM104 254H105V252H104ZM100 255H98V256H100ZM98 256H96L97 260H99ZM149 256H150V254H149ZM101 257H99V258H101ZM129 257H131V256H129ZM201 258H205V259L209 258V259L205 260V261H201ZM103 259H105V257H103ZM106 259H108V258H106ZM106 259L104 261H106ZM154 260H155V258H154ZM182 261L180 259V262H182ZM154 262H156V261H154ZM176 262H175V264H176ZM183 262H185V261H183ZM183 262L181 264H184ZM128 263H130V262H128Z\"/></svg>",
  "mask_w": 264,
  "mask_h": 264
}]
</instances>
